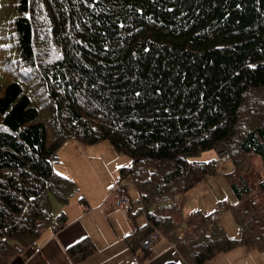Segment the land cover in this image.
<instances>
[{
  "label": "trees",
  "instance_id": "trees-1",
  "mask_svg": "<svg viewBox=\"0 0 264 264\" xmlns=\"http://www.w3.org/2000/svg\"><path fill=\"white\" fill-rule=\"evenodd\" d=\"M13 3L18 58L34 71L52 116L50 125L39 118L18 80L0 83V264L47 226L65 222L52 203L67 204L77 188L52 167L68 139L91 146L105 140L129 157L115 188L126 194L121 181L129 176L144 214L124 237L136 264L145 255L142 238L156 223H171L172 211L180 214L187 189L214 174L219 157L251 153L264 171V95L249 103L258 123L249 117L246 129L236 130L247 119V94H264V0ZM208 149L217 157L193 160ZM226 176L235 201L217 203L231 210L238 238L224 233L212 212L190 211L186 235L166 239L178 259L163 264H205L239 245L264 251V179L253 191L242 174ZM126 213L135 217L129 207ZM94 248L86 235L65 250L78 261Z\"/></svg>",
  "mask_w": 264,
  "mask_h": 264
},
{
  "label": "rangeland",
  "instance_id": "rangeland-1",
  "mask_svg": "<svg viewBox=\"0 0 264 264\" xmlns=\"http://www.w3.org/2000/svg\"><path fill=\"white\" fill-rule=\"evenodd\" d=\"M13 2L15 0H0V83L8 82L11 78L18 80L23 87V91L29 95L31 104L39 109V118L46 122L47 125H50L49 120H51L52 110L49 104L51 102L47 99V94L38 85L39 82L34 75V71L18 58L15 34L11 30V16L14 14ZM35 45L39 54H42V47L38 44ZM262 91L260 89L257 94H247V100L245 99L241 110V115L247 117V119L239 122L240 124L236 127L238 132L246 129L248 124L252 122L250 118L257 120L255 123H258L261 116L256 111L252 112L249 110L251 106L249 103L255 96L261 99L262 95H264L261 94ZM53 135L51 132L50 139ZM74 145L80 147V150H77ZM90 146L81 145L74 139H68L56 152L58 162L52 168L55 172L62 170L63 174H66L65 176L72 178L76 184V190H78V193H75V203L66 208L68 215L74 216V214L79 213L83 217L82 222H84L88 231L83 229L92 239L95 245L94 249L99 251V254L108 252L109 255H113V258L108 259L109 262L114 261L122 252H130V256L134 258L135 252H131L128 248L124 236L129 232L132 224L137 227L141 226L144 222V214L138 210L137 192L129 176H125L121 181V185L125 186L126 193L122 195H126L128 205L126 207H117L114 201L118 167L128 164L130 161L129 157L114 151L111 144L105 140ZM83 148L87 150L85 151L86 153H82L81 149ZM217 148H220V146H217ZM216 157L215 150L208 149L195 155L193 160L208 161V159ZM227 157V155L219 157L218 169L214 174L203 176L191 189H187L185 202L180 208V214L174 211L171 212L174 216L171 223H156L157 229L155 228L151 233L149 232V234L145 235L147 237L154 232L157 233L156 242L150 246L152 250H144L141 242L145 237L142 238L139 253L146 251L148 255L141 264H163L164 261L177 260V255L173 252L172 247L169 245L170 243L166 239L168 237L172 239L177 236H185L186 231L190 230V225L186 224L184 217L189 216L190 214L188 213L196 211V209L204 213V215H209L211 212L215 213V216H210V218H217L219 226L230 238H238L240 230L232 216L231 210H221L219 203H217L223 200H234L228 186L226 174L233 175L232 178L235 180L237 174H242L250 188L255 191L259 190L258 183L264 179V171L258 156L254 154L235 153L232 161ZM79 196L84 197L87 201L88 209L85 212L80 208ZM64 207L65 205L52 203L54 213L59 210L65 212ZM127 207L131 209L135 217L127 216ZM62 225L63 222H60L57 230ZM46 229H52L53 232L57 231L56 226H47ZM157 251L161 253L156 255ZM10 253L15 254L16 252ZM13 260H15V256L8 258L6 264H10ZM205 264H264V251L257 249L248 251L244 246L239 245L213 256Z\"/></svg>",
  "mask_w": 264,
  "mask_h": 264
},
{
  "label": "crops",
  "instance_id": "crops-1",
  "mask_svg": "<svg viewBox=\"0 0 264 264\" xmlns=\"http://www.w3.org/2000/svg\"><path fill=\"white\" fill-rule=\"evenodd\" d=\"M74 146L75 148H77V150H80V147H77V145ZM81 151L82 153H86L85 151L87 150L83 148L81 149ZM59 172L64 173L62 170ZM77 191L78 190H76L75 193H78ZM75 193H72L69 202L67 204H64L65 207L63 209L65 210V212L63 210H59L63 211L65 215V222H63V225L56 232H53L52 229H45L41 233V235L37 237V239L31 244V246L22 251V253H19L17 258H15V260H13V262H11L10 264H136L134 262V258L130 256V252H122L116 257V259H114V261L109 262L108 259L110 260L111 258H113V255H109L108 252L99 254V251H96V249L90 255H87V257L83 260L71 261L67 251L65 250L66 246H69L78 238H82L83 236H86L88 234L87 232H85V230L88 231V229L85 226L84 222H82L83 217H81L79 213L74 214V216H69L66 209L73 203H75ZM79 197L81 198L82 196ZM234 201L235 199L229 202L233 203ZM79 203L81 205L80 208H82V211L85 212L88 209L86 199H84L83 197V201H79ZM133 227L134 225L132 224L130 230ZM169 245L173 249L172 244L170 243ZM150 250H152V247L147 251ZM159 253L161 252L157 251L156 255H158ZM144 254L145 255L143 259L148 255V252H144ZM142 262L143 260L140 262V264Z\"/></svg>",
  "mask_w": 264,
  "mask_h": 264
},
{
  "label": "built area",
  "instance_id": "built-area-1",
  "mask_svg": "<svg viewBox=\"0 0 264 264\" xmlns=\"http://www.w3.org/2000/svg\"><path fill=\"white\" fill-rule=\"evenodd\" d=\"M115 193H116V196H115V202L118 206H123L124 203H126L127 199L122 196L120 193H118L116 191V188H115ZM213 216V215H212ZM157 239V233H152L151 235H148L147 237H145L142 242H141V246L144 248V249H148L150 248L149 246H151Z\"/></svg>",
  "mask_w": 264,
  "mask_h": 264
}]
</instances>
